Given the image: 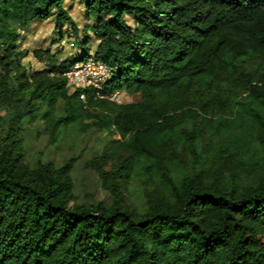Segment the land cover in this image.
<instances>
[{"label": "trees", "instance_id": "1", "mask_svg": "<svg viewBox=\"0 0 264 264\" xmlns=\"http://www.w3.org/2000/svg\"><path fill=\"white\" fill-rule=\"evenodd\" d=\"M84 2L81 53L35 50L48 65L30 72L24 30L53 15L78 27L66 0H0V264H264V0ZM90 58L110 78L69 91L65 73ZM36 121L53 140L86 121L122 138L101 170L110 204H70L74 157L26 163ZM184 154L192 167H176ZM141 171L162 194L131 208L117 177Z\"/></svg>", "mask_w": 264, "mask_h": 264}, {"label": "rangeland", "instance_id": "2", "mask_svg": "<svg viewBox=\"0 0 264 264\" xmlns=\"http://www.w3.org/2000/svg\"><path fill=\"white\" fill-rule=\"evenodd\" d=\"M65 7L78 27L77 35L74 33L73 26L67 22L59 30H56L55 15L44 21H36L23 31L20 47L29 52L23 59V63L30 72L43 69L48 65L46 60L36 56L35 50H51L57 54L60 61L74 59L81 53L82 49L77 44V39L85 37V29L90 28L94 21L87 14L84 0H66ZM128 20L133 22L131 17H128ZM88 35L93 37L92 30L88 32ZM96 44L97 41L93 40L90 45L91 51L95 50ZM68 88L69 91L74 89L72 86H68ZM118 97L119 102L139 99L138 95H132L127 91H120ZM3 114V112L0 113V115ZM87 122L67 130L55 140L51 138L44 121L28 124L23 138L25 161L28 165L47 161L61 165L67 159L74 157L70 204L98 202L110 204L113 200V193L108 186L110 183L105 180L101 170L113 171L115 164L124 155L122 138L117 133L98 131ZM2 125L3 121L0 119V133H2ZM222 160V158L216 157L214 166L219 165ZM194 164L193 156L178 155L176 167L183 165L190 168ZM224 166L226 167V164ZM215 168L213 171L216 170ZM117 181L121 183L119 186L123 199L131 208L142 207L148 197L162 194V185L144 171L128 178L117 177Z\"/></svg>", "mask_w": 264, "mask_h": 264}, {"label": "built area", "instance_id": "3", "mask_svg": "<svg viewBox=\"0 0 264 264\" xmlns=\"http://www.w3.org/2000/svg\"><path fill=\"white\" fill-rule=\"evenodd\" d=\"M65 75L68 77L69 86L82 88L93 86L101 89L110 78L111 72L107 64L90 58L84 62L75 63ZM118 94L119 92L112 94L111 99L119 102ZM82 98H85V96L82 95Z\"/></svg>", "mask_w": 264, "mask_h": 264}]
</instances>
